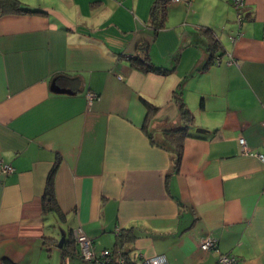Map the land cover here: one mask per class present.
I'll return each instance as SVG.
<instances>
[{"label":"crops","instance_id":"0c3cea01","mask_svg":"<svg viewBox=\"0 0 264 264\" xmlns=\"http://www.w3.org/2000/svg\"><path fill=\"white\" fill-rule=\"evenodd\" d=\"M20 1L33 12L0 15V166L13 167L0 169V260L44 264L66 224L95 252L130 230L138 262L264 264V0H245L242 20L231 0L169 1L162 27L155 0ZM146 55L171 70L131 64ZM178 97L184 136L170 131L186 123ZM56 162L58 210L44 211Z\"/></svg>","mask_w":264,"mask_h":264},{"label":"trees","instance_id":"16d2710c","mask_svg":"<svg viewBox=\"0 0 264 264\" xmlns=\"http://www.w3.org/2000/svg\"><path fill=\"white\" fill-rule=\"evenodd\" d=\"M170 0H155L152 4L151 10H150V19L156 24L158 27H162L164 24V20L166 17V6L167 3ZM232 3V0H231ZM233 6V4H232ZM22 12H33V10H30L28 7H26L20 0H0V15H3L5 13H22ZM244 18V9L242 11V16L240 17V20ZM203 32H205L208 37H209V43H208V50H209V55L211 59L213 60L215 58L219 60V56H215L218 54H215L216 51L220 50L221 44L218 40V38L213 35L211 28L209 27H202L200 28ZM210 59V60H211ZM131 64H133L136 68L142 69L144 71L151 69L156 72H168L171 69L159 67L153 65L150 61L148 56H144L142 58H130ZM179 100V105H180V118L186 122L183 123L182 126L170 130L171 132H177L179 136H184L186 133H188L187 126L188 124L192 121L193 115L189 108L185 105V103L182 101L180 97H178ZM147 112L148 114L151 112L156 111V107L150 103L147 102ZM179 159H180V152L178 149L175 151L174 155V169L176 170L179 164ZM57 169V162L50 168L48 171V174L46 176V181H45V186L43 190V195H42V210L44 211H50L58 210V204L56 202L55 198V191H54V177ZM133 238V234L131 233L130 230H119L116 231V242L115 244L106 249H110V254L112 255L113 253L118 254V256H123L126 258L129 262V264H142L141 260L138 262L134 256H131L129 254V251L123 248V244L126 241H129ZM58 241L57 239L55 242ZM76 241L73 236V231H70L65 233V238L63 241V244L61 246V264H66V260L68 257H72L75 255H79L78 249L76 247ZM1 264H15L8 258H1L0 260ZM109 264H115L114 262H110Z\"/></svg>","mask_w":264,"mask_h":264},{"label":"built area","instance_id":"2783aa9c","mask_svg":"<svg viewBox=\"0 0 264 264\" xmlns=\"http://www.w3.org/2000/svg\"><path fill=\"white\" fill-rule=\"evenodd\" d=\"M172 2H179L183 0H170ZM234 9L236 10L237 18L240 19L242 16V11L245 7V0H232ZM218 61V59H216ZM92 97L93 94L89 93ZM239 144L245 145L243 138L238 139ZM261 157V155H260ZM0 169L3 173L7 174L12 172L13 167L10 164L2 163ZM75 241L78 247L79 257L81 259H86L92 264H109L114 262L115 264H129L128 260L123 256H118L116 254H110V249L103 248L98 252H95L92 246V240L84 233L81 227H77L74 230ZM199 247L203 250H208L216 247V238L213 236H204L199 240ZM142 264H166L164 256H152L145 258ZM216 264H238V260L234 255L222 254L219 256Z\"/></svg>","mask_w":264,"mask_h":264},{"label":"rangeland","instance_id":"374dc122","mask_svg":"<svg viewBox=\"0 0 264 264\" xmlns=\"http://www.w3.org/2000/svg\"><path fill=\"white\" fill-rule=\"evenodd\" d=\"M51 225H52L51 222L48 223L49 227H51ZM63 225H64V227L62 226V231L65 232L67 230V227H66V224H63ZM57 233H58V229H57ZM59 233H60L59 234V238H60V235H61L60 228H59ZM51 248H52V250L50 251V257H47L45 259V263L44 264H61L60 263V255H59V247H58V245H54ZM46 256H48V255H46ZM66 264H92V263L90 261L86 260V259H81V258L77 259L76 256H72V257H68L67 258Z\"/></svg>","mask_w":264,"mask_h":264},{"label":"water","instance_id":"95a60500","mask_svg":"<svg viewBox=\"0 0 264 264\" xmlns=\"http://www.w3.org/2000/svg\"><path fill=\"white\" fill-rule=\"evenodd\" d=\"M51 89L53 91H55V92H68L69 91V90H66V89H61V88L57 87L54 84H52ZM64 238H65V233L63 231H61L60 238H59V240L57 242L58 247H61L62 246L63 241H64Z\"/></svg>","mask_w":264,"mask_h":264}]
</instances>
